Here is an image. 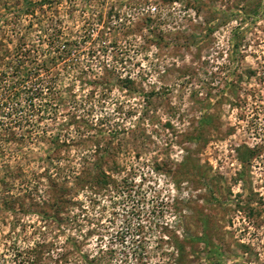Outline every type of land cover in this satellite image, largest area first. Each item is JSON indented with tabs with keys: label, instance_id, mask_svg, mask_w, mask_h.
<instances>
[{
	"label": "rangeland",
	"instance_id": "rangeland-1",
	"mask_svg": "<svg viewBox=\"0 0 264 264\" xmlns=\"http://www.w3.org/2000/svg\"><path fill=\"white\" fill-rule=\"evenodd\" d=\"M48 1L0 0V264H264V16L233 55L244 0Z\"/></svg>",
	"mask_w": 264,
	"mask_h": 264
},
{
	"label": "trees",
	"instance_id": "trees-1",
	"mask_svg": "<svg viewBox=\"0 0 264 264\" xmlns=\"http://www.w3.org/2000/svg\"><path fill=\"white\" fill-rule=\"evenodd\" d=\"M48 4L49 1L48 0H38L36 2H31L30 0H21V7L18 9H15V11H12V17L14 18L17 15H21V14H26L27 11H29V9L33 6V5H41V4ZM200 3V2H199ZM207 8V13H215L217 19H225L226 17L223 15L224 13L220 12L219 10H216L214 8L209 9V6H206ZM235 14L237 16V26L233 28V32L231 33V40L228 42V47H229V52L230 54H238L237 52H235L236 47H238L240 45L241 42V34H242V28H244L247 25H251L253 24L256 20L260 19L262 16H264V0H244L241 5L235 7ZM242 23L244 27L239 26L238 24ZM206 24V29H210V25ZM244 30V29H243ZM22 44V43H21ZM18 45L16 47H14V54L12 55L14 57L13 62L11 61H7L5 62V69H10L11 72H16L18 71V68H21V63L23 58L25 57V59H28V50L27 49H23L22 45ZM7 52V50H5ZM67 50L66 49H59V51L57 52L59 58L67 55ZM7 56L9 55V52H7ZM8 60V59H7ZM34 60L31 57V61ZM30 61V60H29ZM51 62V61H49ZM51 64V63H48ZM64 67V66H63ZM40 68L42 69L43 73L50 75V68L45 67L43 64L39 65V69H35L32 70L30 72H26V76H27V80H29L30 84H38L40 85V88H45V90H47L49 88L50 85V79L51 77H47V75H43V78L39 76V73L37 72L38 70H40ZM101 69L103 71H105V69L103 68V66L101 67ZM13 70V71H12ZM6 72L4 71H0V81L3 80V78L6 76ZM25 76V77H26ZM29 76V77H28ZM46 76V77H44ZM31 78V79H30ZM34 78V79H33ZM45 78V80H44ZM126 83L129 82V80L123 79ZM102 84L107 83L106 81H102ZM100 83V84H101ZM36 89H34L35 91ZM37 92V93H36ZM35 93H32L34 95L39 94L40 91H36ZM8 94L9 96L10 94V90L7 91V94H0V107L1 106H5V100H8ZM9 114L4 113V117L8 118ZM20 126L17 120H13V119H7L5 123L0 122V129L3 131V133L5 134L6 138L5 140H12V139H16V140H20L21 138V134L16 135L12 132L11 128L14 127H18ZM17 134V133H16ZM3 138V137H2ZM3 138V140H4ZM50 143L53 145V148L59 147L62 143L61 141H57L56 139H51ZM95 148V147H94ZM95 152V149H93L92 153ZM92 167L98 168V164L96 163V161L92 164ZM94 177H92V179H94L95 182H100L101 184L102 181H104V179L106 178L103 172H99L98 169L96 170H92ZM81 174L85 173V170H82L80 172ZM99 178H98V177ZM80 176H72L71 178L74 180H78ZM47 183H46V187H45V195L47 197H49V195L54 194L53 196V200L50 201H44L42 202V204L47 205L50 207L51 209V214L50 215H45V213H40L42 216H47L48 218H50L53 221H57L58 217V209L60 206H62L64 203H66V200L63 199V194L65 192V187H63L62 183L63 182H59V183H55L53 180H51L49 177H47ZM54 192V193H52ZM55 193L57 195H55Z\"/></svg>",
	"mask_w": 264,
	"mask_h": 264
}]
</instances>
